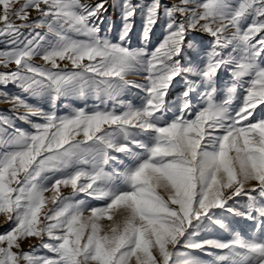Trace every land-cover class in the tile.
Here are the masks:
<instances>
[{
    "label": "snow or ice",
    "instance_id": "obj_1",
    "mask_svg": "<svg viewBox=\"0 0 264 264\" xmlns=\"http://www.w3.org/2000/svg\"><path fill=\"white\" fill-rule=\"evenodd\" d=\"M106 5L0 0V34L23 37L30 29L29 38L0 53V66H16L0 71V86L14 85L50 106L45 111L20 94L0 93L12 113L0 116V216L11 222L0 233V264H264V0H179L171 6L113 0L120 14L116 42L107 35L114 25L102 27ZM32 11L38 19H30ZM161 14L167 34L154 50L126 46L137 16L147 40ZM193 31L213 39L206 51L192 43L203 59L185 66L181 54ZM37 56L42 65L33 63ZM140 68L146 82L132 84L126 76ZM222 69L230 71L231 82L218 93ZM186 75L207 89L199 108L192 102L197 81H185L176 102L168 99L181 82L177 77ZM130 85L144 93L140 107L129 102L120 112L56 114L62 97L91 92L116 100ZM173 110L174 118L161 125ZM117 154L130 158L131 166L109 170ZM62 187L104 203L73 202ZM218 210L258 220V234L248 238L216 219L230 238H201L200 226ZM30 238L50 255L34 245L24 250Z\"/></svg>",
    "mask_w": 264,
    "mask_h": 264
},
{
    "label": "rangeland",
    "instance_id": "obj_2",
    "mask_svg": "<svg viewBox=\"0 0 264 264\" xmlns=\"http://www.w3.org/2000/svg\"><path fill=\"white\" fill-rule=\"evenodd\" d=\"M24 0H20V3H23ZM89 3H97L99 0H88ZM141 4L146 3L147 0H139ZM162 3L166 6H171L174 3H179V0H162ZM113 0H108L107 12L104 13V20L105 24L102 26L105 30L109 25H114L111 32H108V38L112 39L114 42L117 40V33L119 31L120 27V14L119 9L112 6ZM38 14L35 11L31 12L30 19H38ZM14 19V18H13ZM16 23H20V21H16ZM36 31H40L42 34L46 29H37ZM29 32L30 29L25 28L23 29L24 36L23 37H13L10 35H2L0 34V53H4L9 51L12 48H15L20 45L21 41L25 38H29ZM167 34L166 32V17L161 14V19L159 22L153 27V30L149 34V38L147 40L143 39V22L142 19L137 16L135 19V25L132 30V32L129 35V41L126 46L130 47L133 50L136 49H144L147 52H151L154 50L156 46L163 40L164 36ZM212 37H210L206 33H202L199 31H193L188 34V39L185 41L184 51L182 52V60L181 63L185 66H188V61H196L199 62V59H203V56L197 57V53L193 50V48L190 46L192 43H196L197 45H200L203 50H207L212 42ZM33 63L42 65L44 62L40 59V57H34ZM63 66V62H62ZM15 65L10 64L7 68H4L0 66V71L7 72L11 70H15ZM147 76V72L140 68L136 71L130 72L126 79L131 81L132 84H144L145 77ZM177 80H180L181 82L179 84H176V86L170 90V94L168 99L172 102H176L177 98L182 94L183 91L187 90V85L185 81H197L195 84V91L192 93V102L196 108H199L203 104V93L207 91V89L201 87L198 83L197 78L192 77L191 75H186L183 80H181L180 77H177ZM231 77H230V71L228 69H222L221 74L218 80V93L221 91H226V87L230 85ZM7 91L12 95L20 94L23 98L27 99L30 103L38 104L40 106H43L45 111L50 110V106L44 103L43 101H40L39 98L30 97L27 94L20 93L19 89L16 88L14 85H9L7 89H4L2 86H0V93ZM144 93L133 86H128L125 89H123L120 93V95L117 97L116 100H109L106 96L101 95L100 98L97 97V95L89 92L87 95H79L74 94L70 95L68 97H62L60 101H58V106L56 108V114L58 116L67 115L69 112H71L75 108H84L86 111L91 110H112L115 108L117 112H120L124 110L129 102L133 104L135 107H140L142 104ZM239 96V93H238ZM239 103V99L237 101H234V106ZM11 108L10 103L6 102H0V116H11L12 113L9 112V109ZM23 111V110H21ZM260 112V107L257 108V113ZM174 110L169 111L165 114L164 117L161 118L160 124L163 125L166 121L170 122L174 118ZM176 115L179 113L176 112ZM259 118V117H257ZM33 122H41L39 118H31ZM16 124L18 127L25 131H33L31 124L23 121V120H17ZM143 139V137H141ZM3 149L0 148V152H2ZM142 151V150H138ZM119 159L117 162L110 164L109 170L120 172L123 171L125 168L131 166V160L130 158L125 157L123 154H117ZM61 193L63 196L68 197L71 201H83L88 206H102L104 201L98 200L92 197H88L86 194H76L73 195L71 188H61ZM45 195L47 197H51L53 195V192L49 191L46 192ZM236 201H239L240 203L246 202V198L244 197H237L234 198ZM229 204H233V201H229ZM238 206V205H237ZM49 208L54 207L51 203L48 205ZM219 215L217 217H214L213 220L208 221L205 220L204 223L199 228V236L204 239L209 238H216V239H227L230 238V230L221 228L215 221L216 219H220L225 225L231 224V230H237L241 231L242 235H245L246 237L250 238L253 235H257L254 225L258 223L254 220H249L242 217H235L231 213H227L223 210H218ZM87 215V213H86ZM11 222H5V219L3 216H0V233H3L9 229V225ZM104 223H107L105 221ZM45 241H47V237L44 238ZM29 245H34L37 248V252L40 254L50 255V253L47 252V250L39 248L40 241L35 238H30L28 240H25L22 247L24 250L28 251ZM179 251H188L183 246H178ZM212 251H218V250H212ZM193 254L200 256L202 259L208 260L210 257H208L205 253L200 252L199 250H194Z\"/></svg>",
    "mask_w": 264,
    "mask_h": 264
}]
</instances>
